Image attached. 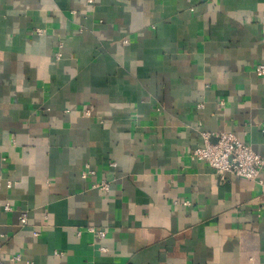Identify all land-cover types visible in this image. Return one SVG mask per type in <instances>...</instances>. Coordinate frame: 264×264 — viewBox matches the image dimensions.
<instances>
[{"label":"crops","instance_id":"0c3cea01","mask_svg":"<svg viewBox=\"0 0 264 264\" xmlns=\"http://www.w3.org/2000/svg\"><path fill=\"white\" fill-rule=\"evenodd\" d=\"M263 15L0 0V264H264V166L220 179L189 155L226 130L264 158Z\"/></svg>","mask_w":264,"mask_h":264},{"label":"built area","instance_id":"2783aa9c","mask_svg":"<svg viewBox=\"0 0 264 264\" xmlns=\"http://www.w3.org/2000/svg\"><path fill=\"white\" fill-rule=\"evenodd\" d=\"M90 2L92 0H89ZM262 36L264 38V15L261 23ZM256 74L264 76V61H260L254 67ZM215 136L212 141L211 137ZM203 144L193 148L189 155L191 159L201 161L210 166L220 179H224L227 173H232L247 179H258L261 169L264 166V158L253 148L240 140L233 132L226 130L219 131L216 134L208 132L202 133ZM88 167L82 172L83 175L92 173ZM10 185V184H8ZM103 190L109 189V182L101 181L93 184ZM9 209V204L6 205ZM22 223L27 222V213L23 212L20 216ZM96 231L93 227H90ZM103 235V231H96ZM19 255H15L13 259H19Z\"/></svg>","mask_w":264,"mask_h":264}]
</instances>
